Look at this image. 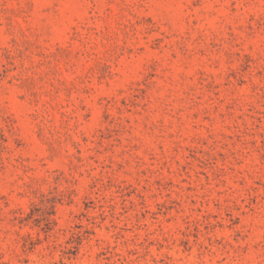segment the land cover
Segmentation results:
<instances>
[{"label": "rangeland", "instance_id": "374dc122", "mask_svg": "<svg viewBox=\"0 0 264 264\" xmlns=\"http://www.w3.org/2000/svg\"><path fill=\"white\" fill-rule=\"evenodd\" d=\"M0 264H264V0H0Z\"/></svg>", "mask_w": 264, "mask_h": 264}]
</instances>
